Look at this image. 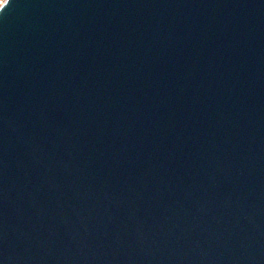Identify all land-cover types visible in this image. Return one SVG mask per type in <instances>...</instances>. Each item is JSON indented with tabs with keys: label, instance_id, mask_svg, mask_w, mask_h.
Masks as SVG:
<instances>
[{
	"label": "water",
	"instance_id": "water-1",
	"mask_svg": "<svg viewBox=\"0 0 264 264\" xmlns=\"http://www.w3.org/2000/svg\"><path fill=\"white\" fill-rule=\"evenodd\" d=\"M0 264H264V0H8Z\"/></svg>",
	"mask_w": 264,
	"mask_h": 264
},
{
	"label": "snow or ice",
	"instance_id": "snow-or-ice-1",
	"mask_svg": "<svg viewBox=\"0 0 264 264\" xmlns=\"http://www.w3.org/2000/svg\"><path fill=\"white\" fill-rule=\"evenodd\" d=\"M8 4V0H3L2 4H0V8H5Z\"/></svg>",
	"mask_w": 264,
	"mask_h": 264
},
{
	"label": "rangeland",
	"instance_id": "rangeland-1",
	"mask_svg": "<svg viewBox=\"0 0 264 264\" xmlns=\"http://www.w3.org/2000/svg\"><path fill=\"white\" fill-rule=\"evenodd\" d=\"M3 0H0V4H2Z\"/></svg>",
	"mask_w": 264,
	"mask_h": 264
}]
</instances>
